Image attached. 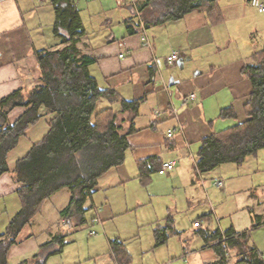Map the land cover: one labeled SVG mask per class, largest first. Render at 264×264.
<instances>
[{
	"label": "crops",
	"instance_id": "1",
	"mask_svg": "<svg viewBox=\"0 0 264 264\" xmlns=\"http://www.w3.org/2000/svg\"><path fill=\"white\" fill-rule=\"evenodd\" d=\"M144 2L138 0L136 6L129 0H0V130L27 110L33 91L45 84L37 51L63 48L70 39L96 59L89 69L99 86L116 91L112 98L100 99L104 106L97 111L111 108L117 112L122 132L135 128L128 135L131 147L124 162L99 178L86 200L85 213H75L69 221L61 211L69 205L71 191L66 187L56 192L21 230L8 252V264H53L52 256L62 255L72 242L67 240L64 219L72 231L98 224L99 233L89 232L91 255H98L96 264L114 263L109 252L116 238H123L132 254L128 244L132 235L139 238L143 264L214 262L219 255L206 244L205 236L217 229L247 231L248 244L261 252L253 233L264 226V183L249 177L231 207L230 198L215 195L220 193L216 187L228 194L223 174L214 171L227 169L224 164L229 163L200 172L197 154L205 136L248 118L252 83L243 68L254 63V53L264 47V36L261 44L254 42L264 21H257L260 15L250 0H218L219 12L214 17L193 10L178 20L144 26L137 16ZM65 12L77 15L75 30L60 17ZM174 51L180 57L169 63L167 57ZM192 93L195 98L188 99ZM140 98L136 111L123 108L122 100ZM228 107L236 117L220 116ZM39 113L40 118L9 152V170L0 175V239L22 207L18 189L23 183L16 179V163L45 137L55 115L46 106ZM255 156L259 157L254 159L256 165L247 169L259 173L264 170V149ZM248 158L233 164L242 168ZM166 160L176 161L175 168L161 174L157 169ZM231 166L228 169L238 168ZM219 180L221 187L216 184ZM239 212L247 213L239 218ZM123 217L134 220L129 224ZM195 221L201 225L195 226ZM168 223L172 225L169 236L157 245L156 229ZM60 234L66 235L65 246L54 243L45 252L46 259L37 257L41 245ZM55 249L60 250L52 254ZM235 252L229 253L232 264H248L237 262ZM187 253L191 254L184 260Z\"/></svg>",
	"mask_w": 264,
	"mask_h": 264
},
{
	"label": "trees",
	"instance_id": "2",
	"mask_svg": "<svg viewBox=\"0 0 264 264\" xmlns=\"http://www.w3.org/2000/svg\"><path fill=\"white\" fill-rule=\"evenodd\" d=\"M193 10H204L213 16L219 12L218 0H145L137 16L144 26L161 25L181 19ZM60 17L72 30L79 25L75 14L65 12ZM37 57L45 84L33 91L27 101L30 105L27 110L13 124L0 130V175L9 170V152L29 126L40 118V107L46 106L55 115L45 137L16 163V179L23 183L18 189L22 207L0 239V264H8V252L21 230L41 210L44 202L61 189L67 187L71 191L70 203L61 214L68 220L75 213L83 215L86 200L94 192L99 178L124 162L131 147L128 135L135 129L132 126L122 132V126L116 122L117 112L111 108L97 111L99 100L112 98L116 91L99 86L89 69L96 59L83 53L77 41L70 39V44L63 48L39 50ZM254 58V63H247L243 68L252 83L246 104L248 118L202 139L197 154L200 172L211 171L224 163L242 164L248 156L264 149V47L254 53ZM142 99L122 100V106L136 111ZM220 116L234 118L236 113L228 107ZM170 228L172 225L168 223L156 229L157 245L166 242ZM223 234L226 241L222 240ZM65 237L60 234L53 241L42 244L37 257L46 259L45 252L54 243H59L61 248L65 246ZM248 238L247 231L238 232L233 228L224 233L217 229L206 235V244L213 246L219 255L218 260L209 264H232L229 253L233 249L239 263L264 264V253L249 245ZM111 257L113 264H130L131 255L123 239L111 241Z\"/></svg>",
	"mask_w": 264,
	"mask_h": 264
},
{
	"label": "rangeland",
	"instance_id": "3",
	"mask_svg": "<svg viewBox=\"0 0 264 264\" xmlns=\"http://www.w3.org/2000/svg\"><path fill=\"white\" fill-rule=\"evenodd\" d=\"M254 11H256V13L260 15L258 16L257 21L261 18V23H263L264 13L257 11L256 8H254ZM263 36H264V29H259L258 32L256 33V36H255L256 39L254 42L257 43V45L261 44L263 42ZM103 106H104V100L103 101L100 100L98 103V109L103 108ZM258 158L259 157H256L255 155H250L248 160L243 164L242 168L238 167L237 164L229 163V164H224L226 165L224 167H227V169H216L214 171L215 173L223 174L224 180L226 182V188H227L228 194L227 195L224 194L225 192L220 191V188L216 187V191H219L220 193L215 192V195L220 194L221 196L225 195L224 197L230 198L229 203H230V206L233 207L237 202V195L241 193V191H244L241 189L242 188L241 186L249 182L250 180L249 177H251V179H254L253 181L255 183H258V184L264 183V170L259 173H256L257 169H247L253 166L254 164L256 165V162L254 159H258ZM231 165L233 166L236 165V167L238 168L228 169V167H232ZM228 177H230V180H228L229 179ZM233 194L236 195V197L233 196ZM240 211H244V210H240ZM246 213L247 212H244V214ZM244 214L243 212H239V218H241ZM123 218H127V217H123ZM132 220H134L132 217L127 218V222L129 224H130V221ZM181 224H183V222ZM65 230L67 231V234H68L67 240L72 241V242L67 244V246L65 247L64 253L62 255L52 256L54 258L51 257L52 260H50V263L53 262V264H96L94 261V258L97 257L98 255L96 254L95 257L93 254L91 255L89 243L92 242L91 237L93 236H89V232L91 230H94L99 233L100 228L98 224L94 226H90L89 224H84L81 227L74 229L73 231L72 229L68 231L67 228H65ZM126 232L129 233L128 230ZM102 234L104 235V233ZM145 234L146 232H143L144 237H145ZM253 234H254L257 244L259 245L261 252H264L263 251L264 249V226L256 229ZM131 238H132V241L128 243L131 249V252H132V254L130 253L131 255L130 264H143L142 263L143 252H142L141 246L139 245L140 243L139 238H133V235H132V237H129L128 240H130ZM105 244H101V247L103 248ZM109 253L111 254V250ZM100 254H102V249H100ZM146 256L147 255H145L144 258H146ZM235 258L237 259L238 257H235ZM102 260L104 259H98V262Z\"/></svg>",
	"mask_w": 264,
	"mask_h": 264
},
{
	"label": "built area",
	"instance_id": "4",
	"mask_svg": "<svg viewBox=\"0 0 264 264\" xmlns=\"http://www.w3.org/2000/svg\"><path fill=\"white\" fill-rule=\"evenodd\" d=\"M129 1L137 6L138 0H129ZM250 3L254 7H256L260 12L264 13V0H251ZM137 15H139V11L138 10H137ZM121 56H123V54ZM179 57H180V53L178 51H174L170 55H168L167 60H168L169 63H175L179 59ZM194 98H195V94L194 93L190 94L189 97H188V99H194ZM173 132H174V130L172 129V130L169 131L168 134L171 136V135H173ZM175 165H176V161H174V160L163 161L162 164H161L159 172L161 174H165V173L173 170L175 168ZM216 184L221 187L223 185V182L221 180H219V181H216ZM63 224H64V226L66 228H68V231L71 230L69 221L67 219L63 220ZM194 224H195V226L199 227L201 225V221H195ZM95 233H96L95 231H92V234H95ZM226 239H227L226 235L223 234L222 240L226 241ZM190 254L191 253L184 254L183 255V259L187 260L188 257L190 256Z\"/></svg>",
	"mask_w": 264,
	"mask_h": 264
}]
</instances>
